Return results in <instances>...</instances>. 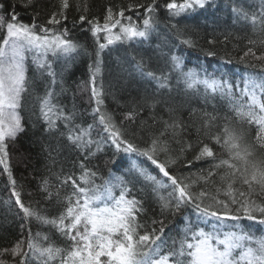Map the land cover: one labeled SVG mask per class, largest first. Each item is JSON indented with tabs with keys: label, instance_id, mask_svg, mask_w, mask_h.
I'll return each instance as SVG.
<instances>
[{
	"label": "snow or ice",
	"instance_id": "6c2138e0",
	"mask_svg": "<svg viewBox=\"0 0 264 264\" xmlns=\"http://www.w3.org/2000/svg\"><path fill=\"white\" fill-rule=\"evenodd\" d=\"M210 5L214 6L213 0H164L163 3L147 0L115 10L109 6L101 23L98 17L86 15L89 9L85 3L84 14L78 21H72V28L66 25L71 0H59L58 10L52 12L43 25L37 24L35 18L31 24L21 22L15 7L7 17L0 14V165L12 186L11 195L19 209L16 214L22 213V233L27 232L13 246L0 250V257H11L10 261L0 259V264H264V234L257 236L240 224L246 218L264 226V74H247L242 78V87L239 82L234 86L227 79H216L207 74L201 77L192 70L185 72L182 59L171 56L172 71L180 73L177 85L182 83L185 93L198 95L203 89L205 104L218 97L227 107L223 115L216 105H213V112L203 111L201 123L196 126L177 114L182 105L171 96V73L157 74L146 69L143 58L137 60L134 72L142 79L154 82L156 92L133 101V108L125 113L124 119L134 121L140 107L155 108L157 105L163 106L168 117L161 116L157 120L154 113L150 115L153 124L159 122L161 127L151 134L150 142L144 148L128 139L127 129L122 123L118 125L113 115L103 108L106 96L112 93L105 90L102 81L97 82L102 71L101 53L109 45L148 40L158 27L161 11L176 18ZM20 6L35 10L39 0H20ZM3 9L4 4L0 3V12ZM76 11H81L79 2ZM231 11L236 17L234 23H247L257 35V40L249 39L248 43L264 45V0H259L254 9L233 5ZM126 13H133L137 19ZM40 14L35 12L37 17ZM77 23L90 26L87 31L91 32L96 45L95 60L89 65L91 98L96 107L92 113L94 122L86 127L84 122L77 123L75 106L66 111L53 102L58 95L54 90L57 83L61 92L65 91L63 73L54 70L53 61L63 59L66 70L67 62L81 53L92 55L71 36ZM171 26L180 31L177 24ZM117 27L119 31L114 32ZM182 42L192 45L190 40ZM244 55L264 60V54L257 56L251 47ZM29 58L36 72L46 75L50 81L44 95L37 100L39 119L44 124L42 135L58 138L55 147L49 144L45 148L52 166L56 165V157L65 146L80 152L87 160L95 155L93 147L99 151L102 143L110 140L117 153L122 151L146 157L158 169L157 175L133 161L125 174H131V179L110 174L109 179L96 184V172L81 161L79 177L74 173L64 174L63 168L55 174L60 184L55 194L50 191L47 179L42 182L46 198L50 200L55 195L63 205L57 216H50L46 209L31 203L26 205L8 163V142L15 141L26 131L21 112L33 86L28 76ZM57 76H60L59 81ZM195 112L192 109L189 117ZM97 120L106 134L100 139H94L92 135ZM58 121L62 122L64 131L60 130ZM142 123L146 125L147 121ZM192 128L196 132L194 142L190 139ZM60 140L66 144H61ZM170 142L181 145L175 156L171 155ZM188 151L194 152L191 159L185 156ZM161 152L167 155L164 162L158 158ZM201 161L209 162V168L206 172L201 169L196 180L172 172V166L177 164L191 167L194 162ZM160 174L162 176L158 178ZM141 181L144 187L138 191L151 188L158 195L161 189L171 188L166 197L159 196L157 200L161 215L165 212L174 215L191 206L198 223L185 224L177 237L165 235L163 220L153 219L151 227L142 223L147 211L145 201L133 194L136 183ZM200 181L205 185L211 183L213 190L202 187L194 192L192 185ZM69 183L72 191L62 197L61 189ZM4 203L9 204L8 201ZM33 221L59 232L67 242L66 246L56 245L47 233H33ZM201 225L208 226V230Z\"/></svg>",
	"mask_w": 264,
	"mask_h": 264
},
{
	"label": "trees",
	"instance_id": "16d2710c",
	"mask_svg": "<svg viewBox=\"0 0 264 264\" xmlns=\"http://www.w3.org/2000/svg\"><path fill=\"white\" fill-rule=\"evenodd\" d=\"M77 2L81 5V11H76ZM139 2H147V0H71L72 7L68 12V20L66 25L72 28V21H78L79 16L83 13L85 3L89 11L86 13L89 18L98 17L103 23V16L107 7L111 6L114 10L118 7H127L129 4ZM164 0H161L163 3ZM179 2V0H178ZM4 4V9L0 14L6 17L15 7L19 20L26 24L35 22L43 25L52 12L58 10L59 0H39V6L33 10L32 8H23L20 6V0H0ZM214 6L210 5L205 9H198L195 12L186 13L180 17L170 18L165 11H161L159 15V24L146 41L134 40L126 42H116L109 45L102 53L103 61L101 74L97 77V82H103L107 92L112 93L107 95L104 100L103 108L110 112L115 122L127 129V138L136 143L139 147L144 148L150 142L151 134L155 133L160 127L159 122L153 124L149 118L153 113L159 120V117L167 119V113L162 105H157L155 108L140 107L139 115L134 121L125 120V113L133 108V101H139L145 95H152L156 92V85L146 79H142L134 72L135 63L143 58L146 69L152 70L157 74L171 73L172 98L177 104L182 105L177 113L183 120L194 123L199 126L203 111L213 112V105H216L220 115L227 112L226 105L216 99L210 100L205 104L203 100V89L198 95L191 92L183 91V84L177 85L179 71H172L170 57L179 56L183 61V71L192 70L197 72L201 77L207 74L216 79H227L234 86L237 82L243 86L242 78L250 73L264 74V60H257L253 56H245L244 53L249 47L257 56L264 54V45L257 43L250 45L249 39L257 40L258 37L254 34L250 25L243 21H236L235 14L231 11L233 5L244 7L245 9H254L259 5V0H213ZM41 14L37 17L35 12ZM133 13H126V15ZM139 22V20L137 21ZM177 24L180 31L171 25ZM90 26L87 24L80 25L71 32V36L80 44L84 45L87 52L91 56L81 53L71 62H66L63 59L54 60L53 68L56 72L63 73V88L57 83L54 87L58 94L54 99V103L63 107L66 111L73 110L77 113V123L84 122V126L94 122L93 109L96 107L94 100L91 98V73L89 65L95 60V42L91 32L87 31ZM118 32V27L113 29ZM103 36V33H101ZM190 40L192 45L185 44L182 41ZM103 42V41H102ZM208 53H213L209 55ZM135 57V59H133ZM243 57V60L241 59ZM29 71L28 76L33 81V86L30 94L26 96L24 108L21 112L23 123L26 131L21 133L15 141L8 142V163L12 172L13 178L16 180L17 190L21 192V199L27 205L29 203L47 210L50 216H57L59 211L63 210V205L56 196L52 199L46 198V193L42 191V182L44 179L49 181L50 191L55 194L60 187L59 181L55 174L60 173L63 168L64 174H75V177L80 175L79 164L81 161L85 166L96 172V184H102L105 180L112 176H125L126 179H131L132 175L127 173L131 163H135L142 168L147 169L152 175H157L158 169L152 165L144 156H138L135 153L127 154L124 152H116L115 145L111 141L102 143L101 150L96 151L93 147L92 151L95 155L84 160V155L80 152L73 151L68 147H63L60 154L56 157L57 163L52 166L47 159L48 153L45 148L51 144L53 147L57 145V136L42 135L43 121L39 119V102L37 97L43 96L46 87L49 85V78L41 76L36 72L35 65L31 64V58L28 61ZM60 80V76H57ZM195 109L194 115L189 117V112ZM144 121H147L145 125ZM60 130L64 131L62 122H59ZM100 135H97V134ZM94 139H100L101 135H106L102 132V126L96 121V127L92 132ZM188 137H186L187 139ZM190 139L194 142L196 139L195 128L191 129ZM61 144H66L60 140ZM181 145L175 142H170L171 155L175 156L179 153ZM218 150V149H217ZM55 155V153H54ZM194 152L188 151L185 156L191 159ZM158 158L161 162L167 159L165 153H159ZM115 161V163H113ZM209 168V162L201 161L194 162L191 167H185L182 164L172 166L174 175L188 177L189 180H196L200 170ZM162 174L158 176L160 178ZM165 182L166 178H165ZM187 182V181H186ZM143 182L136 183L133 189V194L138 199L143 198L145 208L142 223L151 227V221L163 220L165 227V235L168 237H177L178 232L183 229L185 224L192 222L198 223L197 217L191 206L182 208L179 213L171 214L165 212L161 215V210L157 200L159 196H167L171 188L161 189L159 194L152 192L151 188L142 189ZM206 187L209 191L213 190V185L209 183L205 185L203 181L192 185L194 192ZM12 186L8 179V174L4 171L3 165H0V250L10 248L19 239H23L27 232L22 233L19 211L15 205V198L11 195ZM72 191L71 184L65 185L61 189V196ZM117 189V194H118ZM223 198V197H221ZM8 201L6 205L4 202ZM259 202V201H257ZM10 208V210H9ZM231 223V222H229ZM241 226L248 227V230L255 233L257 236L264 234V226L257 225L254 221H248L243 218L240 221ZM159 224L156 225L159 228ZM27 227V225H26ZM208 230V226L201 225ZM32 232L47 233L50 240L56 245L66 246V240L59 232L49 226H42L35 221L31 224ZM0 259L11 260L9 256L0 257Z\"/></svg>",
	"mask_w": 264,
	"mask_h": 264
}]
</instances>
